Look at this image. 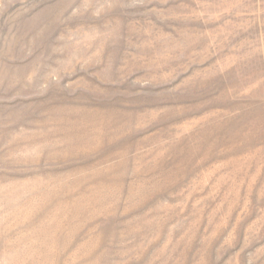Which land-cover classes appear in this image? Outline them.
<instances>
[{
  "label": "rangeland",
  "instance_id": "rangeland-1",
  "mask_svg": "<svg viewBox=\"0 0 264 264\" xmlns=\"http://www.w3.org/2000/svg\"><path fill=\"white\" fill-rule=\"evenodd\" d=\"M0 264H264V0H0Z\"/></svg>",
  "mask_w": 264,
  "mask_h": 264
}]
</instances>
